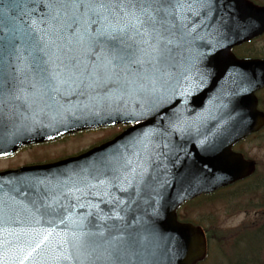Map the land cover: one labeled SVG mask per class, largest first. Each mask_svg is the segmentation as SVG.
I'll return each mask as SVG.
<instances>
[{
	"label": "water",
	"instance_id": "1",
	"mask_svg": "<svg viewBox=\"0 0 264 264\" xmlns=\"http://www.w3.org/2000/svg\"><path fill=\"white\" fill-rule=\"evenodd\" d=\"M183 23V36L169 64L132 87L69 85L59 92L42 89L27 99L9 100L0 125V148L7 154L22 143L52 139L77 128L145 120L79 157L66 174L63 167L51 165L13 177L0 174V198L9 209H22L13 207L17 197L30 192L37 181L57 185L67 175L78 182L62 181L55 187L53 193L59 192L64 200L58 197L59 205L71 201L75 212L92 222H97L99 213L82 211L72 199L78 193L65 192V184L92 185L97 195L118 199L119 216L101 219L108 224L104 229L110 237L125 242L119 264H197L206 257L204 230L179 222L176 209L185 200L255 171V161L231 147L264 124L255 96L264 87V60L237 59L231 49L264 33V6L249 0H210L189 12ZM140 112L145 114L139 120L132 118ZM159 150L170 159L168 172ZM122 154L131 159L133 168L122 167ZM110 156L116 158L112 167H97ZM79 171L91 180L80 184ZM114 174L120 182L111 179ZM122 187L126 190L118 195ZM133 201L135 205H130ZM127 204L130 214H125ZM27 211L18 220L13 211L0 214V264H61L65 238L55 231L54 249L42 224L43 209Z\"/></svg>",
	"mask_w": 264,
	"mask_h": 264
},
{
	"label": "snow or ice",
	"instance_id": "2",
	"mask_svg": "<svg viewBox=\"0 0 264 264\" xmlns=\"http://www.w3.org/2000/svg\"><path fill=\"white\" fill-rule=\"evenodd\" d=\"M208 3L210 0H0V125L10 99H27L42 89L59 92L69 85L132 87L140 78L160 73L179 46L188 13ZM144 114L132 118L139 120ZM5 155L0 148V156ZM121 159L122 167L129 168L131 159L126 154ZM115 163L116 158L110 156L97 167L107 169ZM58 184L37 181L25 193L28 203L24 207L34 213L56 211L59 198L53 192ZM64 187L70 194L84 193V187L75 184ZM8 211L16 209H9L0 198V214ZM104 232L94 233L78 224L77 231L61 242L66 245L61 264H119L125 242L106 237Z\"/></svg>",
	"mask_w": 264,
	"mask_h": 264
},
{
	"label": "rangeland",
	"instance_id": "3",
	"mask_svg": "<svg viewBox=\"0 0 264 264\" xmlns=\"http://www.w3.org/2000/svg\"><path fill=\"white\" fill-rule=\"evenodd\" d=\"M260 3H264V0H259ZM260 48V52L264 51V38L255 44L254 48ZM251 53H255V50L251 47ZM261 97V107L264 109V90L259 93ZM107 133H110L107 131ZM106 131L104 132H94L90 134H86L80 138H75L76 142L79 145L83 144L86 139V145H88V141L92 142L98 137H105L107 135ZM112 135V134H111ZM108 137V136H107ZM75 143V142H73ZM71 143V144H73ZM64 145V148H70V145ZM58 144L54 146H47L45 153L39 154L38 150H33L34 148L25 151L24 153H19L15 155V160L13 163L11 161L10 164L8 162H4V164L15 166L16 164H20L24 158L27 157V160H40L43 159L44 156H48L50 154H54L55 150L57 149ZM43 149V148H42ZM238 149L243 150L248 156L253 157L258 161V175L261 176L264 173V131L260 134L254 135L253 137L249 138L247 141L243 142L239 145ZM35 152L38 156L32 157L28 156L31 152ZM249 187V183H245L242 188L245 190ZM247 191V190H246ZM245 191V192H246ZM226 196L225 193L221 195L218 194L219 198H216L214 201L209 200L205 202H200L197 205H192L189 209V213L183 209L181 212L185 213V215H189L193 217L195 220L207 221V227L210 226L211 228H238L242 225V228H257L264 223V190L259 189L256 192H250L247 194V199L242 200V208L236 209L232 211V209H226L225 203L233 200L231 199H224L223 197ZM243 196V195H242ZM244 197H242L243 199ZM225 202V203H224ZM252 205V207H251ZM203 214V215H201ZM205 214V215H204ZM215 214H218L216 218H212ZM240 227V228H241ZM216 242V240H215ZM250 246V237L246 236L245 240L243 241L244 249H247ZM208 264H217L216 262H209Z\"/></svg>",
	"mask_w": 264,
	"mask_h": 264
},
{
	"label": "trees",
	"instance_id": "4",
	"mask_svg": "<svg viewBox=\"0 0 264 264\" xmlns=\"http://www.w3.org/2000/svg\"><path fill=\"white\" fill-rule=\"evenodd\" d=\"M245 183H249L247 191L242 188ZM259 189L264 190V173L259 176L257 171L251 178L239 183L234 191L230 190L225 193L224 199L237 197L226 202L227 208L232 211L241 209L242 207L237 202L246 200L248 193ZM240 227L218 231H214L216 228H207L210 251L207 262L203 264L213 261L217 264H264V223L257 228ZM246 236L250 237V246L244 249L243 241Z\"/></svg>",
	"mask_w": 264,
	"mask_h": 264
},
{
	"label": "flooded vegetation",
	"instance_id": "5",
	"mask_svg": "<svg viewBox=\"0 0 264 264\" xmlns=\"http://www.w3.org/2000/svg\"><path fill=\"white\" fill-rule=\"evenodd\" d=\"M60 140H54V141H47L45 143H42L44 145H52L54 146L55 144H58V147L57 149L55 150V153L54 154H50L48 155L47 157H49L50 160H59V159H64V158H67V157H70V155H72L76 148L73 147L72 149L70 148H64L62 144L59 143ZM30 154H28V156H30ZM25 159V162H30L29 160H27V157L24 158ZM17 166V164L15 165Z\"/></svg>",
	"mask_w": 264,
	"mask_h": 264
},
{
	"label": "bare ground",
	"instance_id": "6",
	"mask_svg": "<svg viewBox=\"0 0 264 264\" xmlns=\"http://www.w3.org/2000/svg\"><path fill=\"white\" fill-rule=\"evenodd\" d=\"M264 37L262 38H259V39H256L255 41H253L252 45L255 46V44H257L258 41H260L261 39H263ZM258 50H260V48L257 47Z\"/></svg>",
	"mask_w": 264,
	"mask_h": 264
}]
</instances>
